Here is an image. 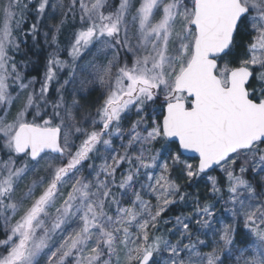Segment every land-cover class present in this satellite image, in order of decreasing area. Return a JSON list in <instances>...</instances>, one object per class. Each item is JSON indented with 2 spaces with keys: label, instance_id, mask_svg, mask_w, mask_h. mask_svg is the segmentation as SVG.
I'll return each instance as SVG.
<instances>
[{
  "label": "snow or ice",
  "instance_id": "6c2138e0",
  "mask_svg": "<svg viewBox=\"0 0 264 264\" xmlns=\"http://www.w3.org/2000/svg\"><path fill=\"white\" fill-rule=\"evenodd\" d=\"M0 264H264V0H0Z\"/></svg>",
  "mask_w": 264,
  "mask_h": 264
},
{
  "label": "rangeland",
  "instance_id": "374dc122",
  "mask_svg": "<svg viewBox=\"0 0 264 264\" xmlns=\"http://www.w3.org/2000/svg\"><path fill=\"white\" fill-rule=\"evenodd\" d=\"M200 187L202 188V187H203V185L201 184V185H200Z\"/></svg>",
  "mask_w": 264,
  "mask_h": 264
}]
</instances>
